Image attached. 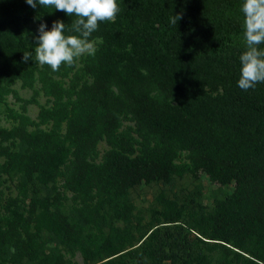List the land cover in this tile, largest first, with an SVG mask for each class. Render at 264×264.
I'll return each mask as SVG.
<instances>
[{"label": "trees", "instance_id": "16d2710c", "mask_svg": "<svg viewBox=\"0 0 264 264\" xmlns=\"http://www.w3.org/2000/svg\"><path fill=\"white\" fill-rule=\"evenodd\" d=\"M243 2L117 0L115 22L89 37L94 55L53 71L35 60L39 24L78 35L77 17L0 0V103L18 102L0 125V175L13 182L0 190V264H76L75 253L81 264H264V83L238 86ZM184 174L230 189L210 207L159 191L142 222L130 189Z\"/></svg>", "mask_w": 264, "mask_h": 264}, {"label": "clouds", "instance_id": "9594fccd", "mask_svg": "<svg viewBox=\"0 0 264 264\" xmlns=\"http://www.w3.org/2000/svg\"><path fill=\"white\" fill-rule=\"evenodd\" d=\"M33 9L54 8L77 19L71 23L72 31L78 35H65L68 27L62 20L53 22L51 30L41 21L39 35L35 37L38 46L34 48L35 60L47 64L53 71L62 65L72 66L84 54L94 55L90 42L91 34L98 30L99 22H115L120 11L117 0H26ZM241 11L244 16V39L246 50L240 55L241 64L238 86L244 91L254 90L264 83V0H244ZM183 13L172 14L170 22L177 26ZM34 19H41L40 16ZM32 58V52H24L23 61Z\"/></svg>", "mask_w": 264, "mask_h": 264}, {"label": "rangeland", "instance_id": "374dc122", "mask_svg": "<svg viewBox=\"0 0 264 264\" xmlns=\"http://www.w3.org/2000/svg\"><path fill=\"white\" fill-rule=\"evenodd\" d=\"M178 3L183 4L187 7L194 5V0H176ZM241 18L235 17L229 20L224 17H217L214 20V24L230 23L231 25H239ZM35 27V25H32ZM94 45V42H91ZM17 90L19 96L28 98L31 90L28 88H20L19 81L14 82L12 85ZM37 102L42 105L48 104L41 94L37 96ZM4 105L17 108L18 102L14 101L11 96H6L3 103H0V125L9 126L10 121L3 116ZM37 112L36 104H27L26 114L34 118ZM105 149V144L100 141L97 144L99 159L101 152ZM12 181L5 179L4 175H0V190L3 193H13ZM199 188L196 187V180L193 179L189 174H184L181 177H174L168 184H161L160 182L143 183L140 181L138 184L133 186L129 191L130 199L135 207L134 212H141L143 219L142 222L148 220L149 208L153 207L154 196L162 191L168 198L173 199L177 204H183L186 207H194L195 203L199 202L206 207H210L213 198L222 196L225 192L229 191L230 186H218L214 182L209 181L203 174L199 177ZM76 264H81V257L78 253L73 256Z\"/></svg>", "mask_w": 264, "mask_h": 264}]
</instances>
